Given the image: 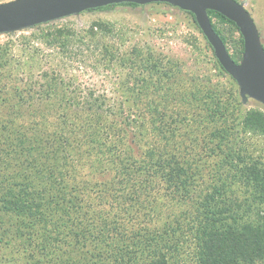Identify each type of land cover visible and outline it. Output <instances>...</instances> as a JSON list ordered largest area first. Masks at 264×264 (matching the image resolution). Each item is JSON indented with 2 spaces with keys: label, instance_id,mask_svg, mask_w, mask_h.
Masks as SVG:
<instances>
[{
  "label": "rangeland",
  "instance_id": "obj_1",
  "mask_svg": "<svg viewBox=\"0 0 264 264\" xmlns=\"http://www.w3.org/2000/svg\"><path fill=\"white\" fill-rule=\"evenodd\" d=\"M7 1L10 0L0 3ZM236 1L254 20L264 48V0ZM212 21L223 35L229 54L241 63L238 30L215 18ZM148 60L158 62L159 70L166 72V77L159 80L158 90L154 85L157 76H151L143 67V61ZM66 84L70 88L92 89L113 107L114 117L124 121L125 148L132 151L137 161H142L141 155L154 145L166 144L165 153L183 156L194 168L203 170L199 181L211 182L219 156L212 149L214 143L207 144V140L212 134L215 139L220 136L219 117L227 106L229 109L224 113H232L227 119L236 148L240 146L246 156L264 165V135L236 125L239 111L264 112V106L240 96L237 85L219 68L212 49L189 13L168 4L153 3L88 10L0 34V176L3 179L17 185L32 175L27 155L30 129L57 134L61 126L54 111L43 117L46 121L43 124L39 110L47 114L46 109L27 105L52 104L51 110L57 109L65 99L62 88ZM50 85L58 87L59 92L45 97L43 92L56 89H48ZM167 89L172 100L164 105ZM153 101L155 104L151 105ZM218 102L220 110L215 112ZM34 114L38 127L31 123ZM158 115L166 140L159 133V123H149ZM69 152L75 161L73 168L71 158L64 166L70 169L67 179L70 187L75 184L88 202L100 204L97 210L109 206L112 202L101 192L104 182L114 180L111 166L95 156H80L76 148ZM84 183L86 188L82 187ZM238 191L243 193L244 189ZM163 194L159 186H154L133 195L135 199L131 197L124 209L118 210L113 204L108 213L111 222L121 220L122 227L133 232L144 230L151 222L162 228L166 221L182 218L179 206L183 205H168ZM20 225L21 219L0 209V264H30L29 252L19 237Z\"/></svg>",
  "mask_w": 264,
  "mask_h": 264
},
{
  "label": "trees",
  "instance_id": "obj_2",
  "mask_svg": "<svg viewBox=\"0 0 264 264\" xmlns=\"http://www.w3.org/2000/svg\"><path fill=\"white\" fill-rule=\"evenodd\" d=\"M113 6L116 5L95 10ZM208 15L226 47L212 19L237 27L216 12L208 11ZM239 53H243L241 36ZM143 62L144 69L157 76L154 85L158 90L159 80L166 77V72L159 70L158 62ZM70 87L63 85L65 99L55 110H51L52 104L27 105L46 109L47 114L39 110L43 124L46 123L43 117L54 111L61 126L57 134L30 129L26 153L32 175L17 185L0 176V209L21 219L19 237L29 252L30 264H264V165L246 156L240 146L236 148L227 119L232 113H224L227 106L219 117L220 136L215 139L212 134L207 140V144L214 143L212 149L219 156V165L212 181L206 183L199 181L202 169L194 168L183 156L165 153L166 144L154 145L141 155L142 161L134 159L132 151L125 148L124 121L114 117L113 107L92 89ZM57 92L58 87L43 93L47 97ZM164 94L163 103L167 105L172 100L171 94L168 89ZM219 105L220 102L216 103L215 112L220 110ZM239 113L236 125L264 135V112ZM35 117L31 123L38 127ZM149 123H159V133L168 139L161 128L160 115ZM73 148L80 151V156H95L111 166L114 180L104 182L101 192L112 202L106 208L97 210L100 204L88 202L75 184L71 187L68 184L70 169L64 166L71 158L74 167L69 152ZM154 186L163 191L168 205H183L179 206L182 218L166 221L164 228L151 222L144 230L133 232L126 231L121 220L111 222L108 213L113 204L118 210L124 209L133 195ZM239 188L244 189L243 193ZM163 206L164 203L159 208Z\"/></svg>",
  "mask_w": 264,
  "mask_h": 264
},
{
  "label": "water",
  "instance_id": "obj_3",
  "mask_svg": "<svg viewBox=\"0 0 264 264\" xmlns=\"http://www.w3.org/2000/svg\"><path fill=\"white\" fill-rule=\"evenodd\" d=\"M132 3L168 4L190 13L220 67L236 83L242 98L264 106V48L249 12L236 0H10L0 3V34L33 28L88 10ZM208 11L234 23L243 40L242 62H235L212 28Z\"/></svg>",
  "mask_w": 264,
  "mask_h": 264
}]
</instances>
